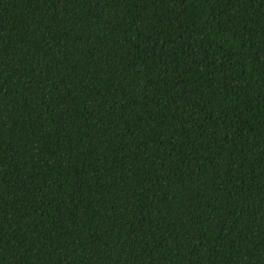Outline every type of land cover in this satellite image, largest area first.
Returning a JSON list of instances; mask_svg holds the SVG:
<instances>
[{
    "label": "trees",
    "instance_id": "1",
    "mask_svg": "<svg viewBox=\"0 0 264 264\" xmlns=\"http://www.w3.org/2000/svg\"><path fill=\"white\" fill-rule=\"evenodd\" d=\"M0 264H264V0H0Z\"/></svg>",
    "mask_w": 264,
    "mask_h": 264
}]
</instances>
